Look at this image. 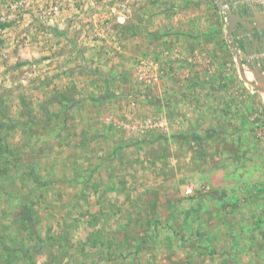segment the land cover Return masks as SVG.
Wrapping results in <instances>:
<instances>
[{"label":"rangeland","instance_id":"rangeland-1","mask_svg":"<svg viewBox=\"0 0 264 264\" xmlns=\"http://www.w3.org/2000/svg\"><path fill=\"white\" fill-rule=\"evenodd\" d=\"M217 1L0 0V264H264V93Z\"/></svg>","mask_w":264,"mask_h":264},{"label":"water","instance_id":"water-1","mask_svg":"<svg viewBox=\"0 0 264 264\" xmlns=\"http://www.w3.org/2000/svg\"><path fill=\"white\" fill-rule=\"evenodd\" d=\"M224 1H229V0H218L216 3V7L223 9L225 11V21H226V25H227V35L230 38V43L233 45V47H235V41L233 39V33L235 34H239L240 36H245L247 37V39L249 40V42H252V38L251 35H249L247 32L243 31L248 29V24L250 21H252L254 23V25L251 27V29H256L257 31V36H261L262 32L261 29L264 27V0H249L248 4H252V12L255 15L258 11H257V7L258 5H260V7L262 8V13H258L259 16H255V17H247V16H239V11L236 10V12L233 10L236 8L235 4H233L232 6H229L227 4H223ZM244 10V8H243ZM245 26V27H244ZM264 29V28H263ZM251 34V32H250ZM258 38V37H257ZM257 44V42H256ZM245 50H247V47L244 48ZM264 50V47H263ZM236 48H235V55L237 56L236 53ZM264 66V64H263ZM239 67L241 68V64H239ZM250 70L252 71V73L255 75L256 77V82L259 85H254L255 87H257V89H259L260 91H262L264 93V78L262 77V74L260 73V70L258 67L255 68H251L249 67Z\"/></svg>","mask_w":264,"mask_h":264},{"label":"flooded vegetation","instance_id":"flooded-vegetation-1","mask_svg":"<svg viewBox=\"0 0 264 264\" xmlns=\"http://www.w3.org/2000/svg\"><path fill=\"white\" fill-rule=\"evenodd\" d=\"M227 1H224L223 4H226ZM249 0H233V3L235 4L236 8L233 10V12L236 10L239 11V16H247V17H255V16H259L258 13H262V8L260 7V5L256 6L257 7V13L254 15L252 10V4H248ZM230 6V5H229ZM232 6V5H231ZM244 8V10H243ZM220 9V8H219ZM222 11V13H224V17L225 15V11L223 9H220ZM248 29L243 30L245 32H247L249 35H251L252 38V42H251V46L250 49L247 48V50L245 49H241L239 51H236L237 56L239 58H241V61L244 62V64L249 65V67L251 68H255L258 67L260 70V73L263 75L264 74V50L260 48V46H258V38H255L256 35H253V28L251 29V27L254 25V23L252 21H250L249 23H247ZM245 27V26H244ZM250 32H252L250 34ZM243 39H247V37L242 36ZM257 41V44H256ZM238 50V49H237ZM243 64V63H242Z\"/></svg>","mask_w":264,"mask_h":264},{"label":"crops","instance_id":"crops-1","mask_svg":"<svg viewBox=\"0 0 264 264\" xmlns=\"http://www.w3.org/2000/svg\"><path fill=\"white\" fill-rule=\"evenodd\" d=\"M226 4L231 6V5H233L234 3H233V0H229V1L226 2ZM218 11H221V10L218 9ZM219 13H221V12H219ZM225 22H226V21H225ZM226 28H227V25H226ZM263 28H264V27H263ZM263 28L261 29L262 34H261V36H259V38H258V46H260L261 49H263V47H264V29H263ZM226 31H227V29H226ZM256 31H257V30L254 29V30H253V33L251 32L253 35H256L255 38L258 37V36H257L258 34H257ZM226 36L228 37L227 32H226ZM233 39H234V41H235V47H233V45L230 43V38L228 37V40H229L228 43L231 44L230 47H229V46H228V47L231 48V49H234V50H235V48H236V50L238 49L237 51H239L240 48H241V49H244V48L247 47L248 49H250V47H252V46H251V43L249 42V40H248V39H246V40L243 39L242 36H240L239 34H235V33H233ZM225 40H226V37H225ZM256 42H257V41H256ZM228 47H227V48H228ZM261 117H263V115H262ZM252 179H253V180H252ZM252 179H251V180H252L251 182L254 183V182H256L257 180H259V177H252ZM263 182H264V180H263Z\"/></svg>","mask_w":264,"mask_h":264},{"label":"built area","instance_id":"built-area-1","mask_svg":"<svg viewBox=\"0 0 264 264\" xmlns=\"http://www.w3.org/2000/svg\"><path fill=\"white\" fill-rule=\"evenodd\" d=\"M28 0H9V2H7V5L9 7H13V6H19V7H25L27 5V2ZM45 3H48L50 6H54V8L56 9H59L61 8L62 6H64V1L65 0H43ZM69 1V0H68ZM47 18L46 19H49L48 18V15H46ZM51 21V20H50ZM264 140V137L262 138ZM185 193L187 195H190L192 194V189L191 188H188L185 190Z\"/></svg>","mask_w":264,"mask_h":264},{"label":"trees","instance_id":"trees-1","mask_svg":"<svg viewBox=\"0 0 264 264\" xmlns=\"http://www.w3.org/2000/svg\"><path fill=\"white\" fill-rule=\"evenodd\" d=\"M141 94H142V95H146V96L148 95V93H146V91L142 92ZM153 101H154V100H152V98H151V99H148V102H149V103H153V104H154L155 102H153ZM3 248H4V246H3Z\"/></svg>","mask_w":264,"mask_h":264}]
</instances>
